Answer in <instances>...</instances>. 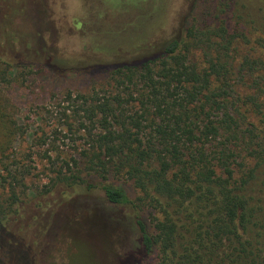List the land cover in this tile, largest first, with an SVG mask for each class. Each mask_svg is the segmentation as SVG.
Returning a JSON list of instances; mask_svg holds the SVG:
<instances>
[{
    "label": "trees",
    "instance_id": "16d2710c",
    "mask_svg": "<svg viewBox=\"0 0 264 264\" xmlns=\"http://www.w3.org/2000/svg\"><path fill=\"white\" fill-rule=\"evenodd\" d=\"M205 2L195 0L181 36L157 53L72 68L107 73L113 89L76 95L55 114L41 107L65 130L18 123L0 97V264H34L30 234L60 203L53 193L94 191L112 208L100 222L134 232L119 264H264V55L244 57L237 74L251 79L238 90L230 3L219 1L224 19L202 29L192 16ZM193 42L204 46L199 63L187 58ZM16 67L0 61V88ZM40 166L47 182L28 186Z\"/></svg>",
    "mask_w": 264,
    "mask_h": 264
},
{
    "label": "rangeland",
    "instance_id": "374dc122",
    "mask_svg": "<svg viewBox=\"0 0 264 264\" xmlns=\"http://www.w3.org/2000/svg\"><path fill=\"white\" fill-rule=\"evenodd\" d=\"M219 1L201 3L199 14L193 15L192 21L202 29L216 27L224 19L215 17ZM228 1L230 7L225 18L234 35L230 51L234 62L230 59L229 62L234 67L232 80L242 92L251 79L237 74L244 57L255 59L264 55V0ZM194 2L0 0V61L17 64L11 82L0 88V97L9 99L12 106L9 112L15 119H21L18 123L28 124L32 130L37 126L47 131L55 126L65 130V124L42 118L41 107L55 114L76 95L96 91L101 95L113 89L107 73L74 72L72 68L133 61L161 51L167 42L181 36L182 17L189 13ZM203 49L202 44L190 43L188 61L199 63ZM19 144L21 150L28 146L25 140ZM30 157L28 154L26 159ZM37 171L38 177L32 174L26 179L28 186L47 182L41 175V166L33 170ZM118 183L131 199L138 196L133 185ZM54 198L60 203L48 224L30 234L28 247L34 264H119L132 246L134 232L124 225L100 222L101 210L106 209L109 217L112 210L103 194L71 193L61 199L53 193L49 199ZM45 219L46 214L41 220L46 222Z\"/></svg>",
    "mask_w": 264,
    "mask_h": 264
}]
</instances>
